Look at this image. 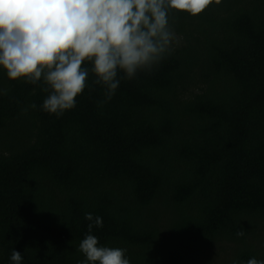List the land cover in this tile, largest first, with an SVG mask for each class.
Masks as SVG:
<instances>
[{
  "label": "trees",
  "instance_id": "trees-1",
  "mask_svg": "<svg viewBox=\"0 0 264 264\" xmlns=\"http://www.w3.org/2000/svg\"><path fill=\"white\" fill-rule=\"evenodd\" d=\"M169 22L158 64L119 73L110 100L90 75L60 117L42 83L0 66V264L13 249L21 264L85 260L86 213L130 264L264 260V0Z\"/></svg>",
  "mask_w": 264,
  "mask_h": 264
},
{
  "label": "clouds",
  "instance_id": "clouds-1",
  "mask_svg": "<svg viewBox=\"0 0 264 264\" xmlns=\"http://www.w3.org/2000/svg\"><path fill=\"white\" fill-rule=\"evenodd\" d=\"M212 0H0V66L12 80L42 83L48 93L42 108L57 117L76 106L75 98L90 75L110 100L119 87V73L132 79L150 70L169 52L176 34L169 22L172 9L200 14ZM219 4L220 0H216ZM85 61L91 67L84 66ZM30 107L36 108L33 103ZM88 234L78 264H130L126 248L101 246L91 234L102 227L99 216L85 214ZM241 229L237 236H243ZM70 243V242H69ZM21 264L22 253L12 250ZM236 264V262H234ZM246 264H264L249 259Z\"/></svg>",
  "mask_w": 264,
  "mask_h": 264
},
{
  "label": "rangeland",
  "instance_id": "rangeland-1",
  "mask_svg": "<svg viewBox=\"0 0 264 264\" xmlns=\"http://www.w3.org/2000/svg\"><path fill=\"white\" fill-rule=\"evenodd\" d=\"M223 246H225L224 243H223ZM226 250H227L226 253H228V252L231 250V247L228 246L227 244H226ZM219 252H220V255H224V254H225V251H223V250H220V249H219ZM209 255H210V256L212 257V259H213V263H212V264H221V263H222L221 260H220V256H215V255L212 254V253H210ZM204 256H208V255H207V254H204Z\"/></svg>",
  "mask_w": 264,
  "mask_h": 264
}]
</instances>
